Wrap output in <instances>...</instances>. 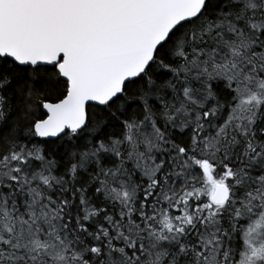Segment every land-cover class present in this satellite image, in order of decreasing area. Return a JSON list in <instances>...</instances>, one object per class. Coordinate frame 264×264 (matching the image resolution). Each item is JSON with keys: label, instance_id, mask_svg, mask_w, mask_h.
Segmentation results:
<instances>
[{"label": "snow or ice", "instance_id": "snow-or-ice-1", "mask_svg": "<svg viewBox=\"0 0 264 264\" xmlns=\"http://www.w3.org/2000/svg\"><path fill=\"white\" fill-rule=\"evenodd\" d=\"M0 264H264V0H0Z\"/></svg>", "mask_w": 264, "mask_h": 264}]
</instances>
